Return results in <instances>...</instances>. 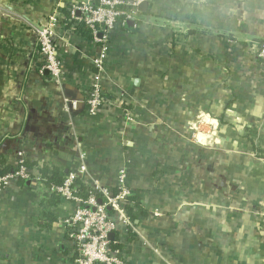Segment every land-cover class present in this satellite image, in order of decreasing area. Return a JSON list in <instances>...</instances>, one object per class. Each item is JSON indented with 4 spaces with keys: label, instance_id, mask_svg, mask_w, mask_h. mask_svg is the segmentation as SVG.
Masks as SVG:
<instances>
[{
    "label": "crops",
    "instance_id": "crops-1",
    "mask_svg": "<svg viewBox=\"0 0 264 264\" xmlns=\"http://www.w3.org/2000/svg\"><path fill=\"white\" fill-rule=\"evenodd\" d=\"M82 1L0 0V160L33 164L30 180L0 194V264H75L66 221L76 207L51 205L42 170L65 177L82 153L91 188L113 190L128 166L142 213L131 225L113 216L110 239L125 264H264V158L245 135L264 134V73L257 82L232 70L220 39L264 41V0H181L173 19L170 0H151L138 24L114 32L102 75L99 46L69 22ZM44 26L58 80L40 69ZM94 82L109 104L90 115ZM196 118L220 127L226 154L189 140ZM217 175L228 190L215 201Z\"/></svg>",
    "mask_w": 264,
    "mask_h": 264
},
{
    "label": "built area",
    "instance_id": "built-area-1",
    "mask_svg": "<svg viewBox=\"0 0 264 264\" xmlns=\"http://www.w3.org/2000/svg\"><path fill=\"white\" fill-rule=\"evenodd\" d=\"M151 0H83L75 5L70 13L69 22L76 27L84 25L92 35V42L99 46L93 57L95 68L99 74L105 72L108 58L112 52V36L115 31L123 30L127 22L134 24L140 22V7ZM52 27L44 26L38 31V47L42 56V72L48 71L54 80L63 74V67L57 60L55 48L52 45ZM264 58V56H263ZM87 113L96 115L106 104L98 82H94L87 91ZM86 153L80 155L82 164L64 177L61 186H50V196H59L61 200L75 205L73 215L66 221L70 237L74 243L73 255L75 264H125L120 253L112 246L110 235L115 232L116 224L113 216H117L125 225H131L125 208L129 199L133 197L129 182V169L127 164L119 168L115 176L113 190L94 188L80 181L81 175L86 172L84 161ZM23 154H18V162L13 171L0 175V193L8 186L19 180H30L31 170L22 160ZM84 189L85 197L81 196ZM97 197L104 200L103 204L97 202ZM112 210L113 214H109Z\"/></svg>",
    "mask_w": 264,
    "mask_h": 264
},
{
    "label": "rangeland",
    "instance_id": "rangeland-1",
    "mask_svg": "<svg viewBox=\"0 0 264 264\" xmlns=\"http://www.w3.org/2000/svg\"><path fill=\"white\" fill-rule=\"evenodd\" d=\"M173 6V5H172ZM180 7L182 6H173L171 7V10L169 11V15L171 17V19H173L174 15H175V10H178ZM189 9V8H187ZM181 12V10H179ZM189 12V11H187ZM38 38V36H37ZM220 39H222V46L223 49L225 51L226 54V61L228 62V65L230 66V68L232 70H235V72H238L239 75L246 77L249 81L251 80H255L258 82V80H260V73H264V68L263 66L259 63V60L263 58L264 56V44L260 45L259 44V40H250L247 42H243V41H239L236 38H233L229 35H223V37H221ZM37 44H38V40H37ZM39 50V47H38ZM40 55V53H39ZM40 60L43 61L44 59H42V56L40 55ZM42 65H40V69H42ZM127 121H133L132 118H130V116H127ZM196 118V120H194L193 122V131L192 133H190V141H197V143L200 145V142L204 144L206 143V146L209 147V150H213V153L216 155L218 153H223L226 154L227 151L230 150V148L228 149H222L221 145H222V140L220 138V136H222V133L220 132V127L216 126L214 124V126L210 123H206L205 121H203V119ZM245 135L256 139L257 141V147L259 149H262L264 151V134L259 133L257 130H253V128L250 129V131H248L247 133H245ZM202 146V145H200ZM200 150V148L198 147V151ZM262 153V154H261ZM263 154L264 152H260L257 153L256 155L258 158L263 159ZM224 168L227 169L226 165H223ZM214 174H216V172H218V168L217 166H214L213 168ZM227 171V170H226ZM228 173V171H227ZM218 174V173H217ZM224 177L226 178V174H223ZM219 175H217L216 180L212 181L213 184L210 185L212 186V188H214V190L216 192L213 193L214 200L217 201L218 199H220L219 197L222 196V191L225 192V190H228V183L226 182V179L223 178L222 181L219 183L218 180ZM11 186V185H10ZM10 186H8L5 190H7ZM99 186V185H98ZM99 188H103L100 187ZM225 189V190H223ZM5 190H3L1 193H3ZM232 191V190H231ZM0 193V194H1ZM233 193V192H232ZM227 193L228 196L230 198H226L227 201L225 202L227 205H229V208H234L232 206L233 203V199L232 197L235 196V194L233 193ZM225 196V194H224ZM227 196V197H228ZM218 197V198H217ZM225 204V205H226ZM236 208V207H235ZM241 208V207H238ZM264 216V215H263ZM229 220L230 222L232 221H236L237 220V212L233 211L230 215H229ZM260 224V228L262 229V226L264 225V220L259 221Z\"/></svg>",
    "mask_w": 264,
    "mask_h": 264
},
{
    "label": "trees",
    "instance_id": "trees-1",
    "mask_svg": "<svg viewBox=\"0 0 264 264\" xmlns=\"http://www.w3.org/2000/svg\"><path fill=\"white\" fill-rule=\"evenodd\" d=\"M171 4H174L176 6H181V0H170ZM175 12V15H177L178 12L177 10L174 11ZM77 29V32L83 36H86L90 39H92V35H91V32L86 29V27L82 24L76 26ZM260 45L264 44V41L263 40H259L258 41ZM259 63L263 66L264 68V58L260 59L259 60ZM105 96L103 95V98ZM256 152L257 153H260V152H264L262 149H259V148H255ZM262 154V153H261ZM264 158V154L262 156ZM28 168L32 167L33 164H29V163H26L25 164ZM13 171V167L7 165L4 161L0 160V175H5V174H8L10 172ZM43 172V175L45 177V184L48 185V186H61L64 182V174L61 173L60 171L56 170L52 173V175H49L48 173V170L47 168H44L42 170ZM81 196L82 197H85L86 194L84 193V189H81ZM60 197L59 196H55L53 201H51V205H56L59 201ZM130 203L129 205L126 206L125 208V212H126V215L127 217L131 220V222H133V224L138 220V211H141L142 213V207H141V204L139 202V200L137 198H134V197H131L129 199ZM97 202L99 204H103L104 203V200L101 198V197H97ZM109 214H113V211L112 210H108ZM114 248V247H113ZM120 248V247H118Z\"/></svg>",
    "mask_w": 264,
    "mask_h": 264
},
{
    "label": "water",
    "instance_id": "water-1",
    "mask_svg": "<svg viewBox=\"0 0 264 264\" xmlns=\"http://www.w3.org/2000/svg\"><path fill=\"white\" fill-rule=\"evenodd\" d=\"M149 5L148 3H144L141 7H140V11L143 13L148 9ZM134 22H127L126 24V29L131 30L133 28ZM113 237V234L110 235V239Z\"/></svg>",
    "mask_w": 264,
    "mask_h": 264
}]
</instances>
